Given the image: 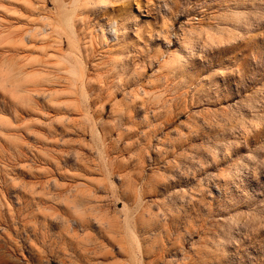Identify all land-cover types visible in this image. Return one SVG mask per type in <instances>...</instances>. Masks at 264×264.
<instances>
[{
	"label": "rangeland",
	"instance_id": "1",
	"mask_svg": "<svg viewBox=\"0 0 264 264\" xmlns=\"http://www.w3.org/2000/svg\"><path fill=\"white\" fill-rule=\"evenodd\" d=\"M0 264H264V0H0Z\"/></svg>",
	"mask_w": 264,
	"mask_h": 264
},
{
	"label": "bare ground",
	"instance_id": "2",
	"mask_svg": "<svg viewBox=\"0 0 264 264\" xmlns=\"http://www.w3.org/2000/svg\"><path fill=\"white\" fill-rule=\"evenodd\" d=\"M114 25V24H113ZM113 25H110L111 27L109 28L110 33L112 34L113 38L116 39L117 37V32H116V28L113 27Z\"/></svg>",
	"mask_w": 264,
	"mask_h": 264
}]
</instances>
